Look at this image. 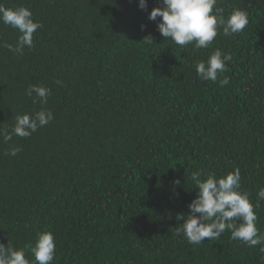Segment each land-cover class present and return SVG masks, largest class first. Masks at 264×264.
Wrapping results in <instances>:
<instances>
[{
    "label": "trees",
    "instance_id": "1",
    "mask_svg": "<svg viewBox=\"0 0 264 264\" xmlns=\"http://www.w3.org/2000/svg\"><path fill=\"white\" fill-rule=\"evenodd\" d=\"M0 3L43 25L31 49L0 46V127L41 108L54 117L27 138L0 139V243L33 264L25 246L38 232L54 235L52 264H264V0H218L249 23L202 49L157 31L148 13L161 0L146 10L139 0ZM17 36L0 23V45L15 47ZM217 48L232 60L216 82L201 80L195 65ZM29 85L51 90L46 104L32 103ZM13 146L22 150L6 155ZM234 169L261 243L226 230L188 244L175 227L196 196L192 173Z\"/></svg>",
    "mask_w": 264,
    "mask_h": 264
},
{
    "label": "clouds",
    "instance_id": "2",
    "mask_svg": "<svg viewBox=\"0 0 264 264\" xmlns=\"http://www.w3.org/2000/svg\"><path fill=\"white\" fill-rule=\"evenodd\" d=\"M217 3L218 0H161L162 6L152 8L148 19L157 22V31L165 40L170 39L181 48L189 44L195 49L207 48L219 30L222 29L224 36H229L242 32L249 23L244 10L235 8L225 16V10L217 7ZM138 6L146 10V0H139ZM0 23L18 32L15 47L7 43L0 45L15 53H22L25 47L31 49L34 46L33 33L43 26L33 20L29 8H9L3 3H0ZM143 28L144 25H141ZM143 41L153 44L150 35ZM231 60L230 54L217 48L207 60L197 62L195 70L201 80L216 82L218 74L226 71V63ZM219 82L225 85L228 79L225 77ZM50 94L51 90L43 85H29L25 90V95L31 98L33 104H46ZM53 118L52 111L44 108L32 114H17L11 126L0 127V139L8 142L13 136L27 138L38 128L49 124ZM21 150L20 146H13L5 154L15 156ZM191 180L195 184L196 196L188 204L189 213L176 216L179 221H183L175 227L177 236L184 237L190 245H200L205 238L218 240L228 230L232 239L249 247L261 243L254 205L249 200V194L239 190V169L223 176L210 173L203 180L200 173L193 172ZM179 183L177 180L176 184ZM257 195L260 200H264V188ZM25 247L34 258V264H52L56 244L51 232H38L34 242ZM0 264H33V261L26 258L23 248L16 249L8 242L7 246L0 243Z\"/></svg>",
    "mask_w": 264,
    "mask_h": 264
}]
</instances>
